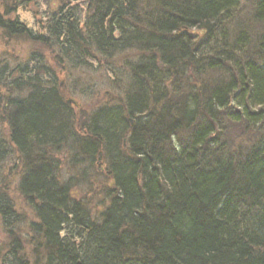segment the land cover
<instances>
[{"label":"trees","instance_id":"trees-1","mask_svg":"<svg viewBox=\"0 0 264 264\" xmlns=\"http://www.w3.org/2000/svg\"><path fill=\"white\" fill-rule=\"evenodd\" d=\"M239 2L90 0L79 30L67 13L46 37L5 26L52 42L70 67L139 53L105 78L118 94L86 117V138L70 136L88 162L101 157L111 182L95 216L50 160L70 138L56 74L0 75V120L24 163L18 189L37 219V264H264V0L252 5L255 34ZM7 153L0 139V163ZM0 214L12 217L5 200ZM16 244L9 256L26 264Z\"/></svg>","mask_w":264,"mask_h":264},{"label":"rangeland","instance_id":"rangeland-1","mask_svg":"<svg viewBox=\"0 0 264 264\" xmlns=\"http://www.w3.org/2000/svg\"><path fill=\"white\" fill-rule=\"evenodd\" d=\"M89 2L90 0H36L25 9H19L16 16L11 18L14 21L18 20L33 35L46 37L52 21L55 22L61 9L63 13L72 16V19L78 20L77 30H79L88 15ZM254 2L255 0H240L237 9V16H241L245 27L247 26L246 28L252 31V34L256 33V29L251 27ZM231 25L233 28L236 24ZM192 33L202 34V31H192ZM60 55L52 42L47 45L38 41L32 42L24 35L11 36L0 28V75L4 77L5 72L7 75V72L14 70L12 79L18 76L19 71L35 73L37 69L56 74V84L62 93L63 101L70 109L68 137L74 131V137L82 140L86 138L84 128L86 117L97 108L110 104L111 96L115 97L118 94L105 78L112 80L114 74L122 73L124 64L134 63L139 53L134 54L132 50H128L121 54L117 53L109 59L96 54L93 55V59L83 61L80 65L70 59L74 67L60 61L58 59ZM2 70H4L3 73ZM67 101H72L74 104H68ZM1 116L3 115L0 114ZM128 123L131 126L132 120L129 119ZM0 139L8 152L6 158L0 163V204L3 200L7 201L12 211L11 218L2 217L0 214V264H18L9 256L12 246L14 248L15 239L18 248L15 250L16 254L18 253L17 258L22 263L37 264L40 242L33 227L37 219L32 207L21 196L18 189L25 167L15 147L10 145L8 123L1 120ZM78 150L77 144L72 143L70 137L59 154L56 152L51 154L50 160H54L53 163L57 167L55 177L58 182H72L71 197L88 206L91 215L95 216L108 202L106 191L110 188L111 182L104 164L101 163V157H93L94 160L90 163L87 158L79 155Z\"/></svg>","mask_w":264,"mask_h":264},{"label":"flooded vegetation","instance_id":"flooded-vegetation-1","mask_svg":"<svg viewBox=\"0 0 264 264\" xmlns=\"http://www.w3.org/2000/svg\"><path fill=\"white\" fill-rule=\"evenodd\" d=\"M34 2H36V0H0V28L5 30V26H7V28L9 29L13 27L14 30L20 27L23 28L22 30H28L18 20L14 21L11 17L16 16V12L19 11V9H25L26 6ZM62 10L63 9H61L59 13H63ZM56 22L57 19L55 20V22L53 20L52 24H55Z\"/></svg>","mask_w":264,"mask_h":264},{"label":"water","instance_id":"water-1","mask_svg":"<svg viewBox=\"0 0 264 264\" xmlns=\"http://www.w3.org/2000/svg\"><path fill=\"white\" fill-rule=\"evenodd\" d=\"M67 103H68V104H70V103H73V104H74V102H72V101H67Z\"/></svg>","mask_w":264,"mask_h":264}]
</instances>
